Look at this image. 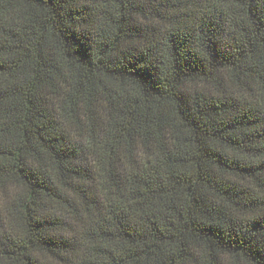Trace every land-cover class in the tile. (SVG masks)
Returning <instances> with one entry per match:
<instances>
[{"label":"trees","instance_id":"trees-1","mask_svg":"<svg viewBox=\"0 0 264 264\" xmlns=\"http://www.w3.org/2000/svg\"><path fill=\"white\" fill-rule=\"evenodd\" d=\"M0 264H264V0H0Z\"/></svg>","mask_w":264,"mask_h":264}]
</instances>
